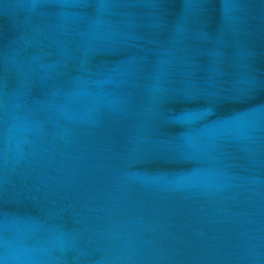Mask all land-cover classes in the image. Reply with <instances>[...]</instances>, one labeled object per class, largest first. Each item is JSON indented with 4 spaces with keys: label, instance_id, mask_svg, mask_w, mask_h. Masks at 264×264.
<instances>
[{
    "label": "water",
    "instance_id": "obj_1",
    "mask_svg": "<svg viewBox=\"0 0 264 264\" xmlns=\"http://www.w3.org/2000/svg\"><path fill=\"white\" fill-rule=\"evenodd\" d=\"M0 264H264V0H0Z\"/></svg>",
    "mask_w": 264,
    "mask_h": 264
}]
</instances>
